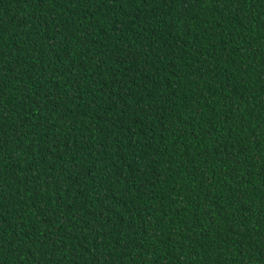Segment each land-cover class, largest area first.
Returning a JSON list of instances; mask_svg holds the SVG:
<instances>
[{"label": "trees", "instance_id": "16d2710c", "mask_svg": "<svg viewBox=\"0 0 264 264\" xmlns=\"http://www.w3.org/2000/svg\"><path fill=\"white\" fill-rule=\"evenodd\" d=\"M0 264H264V0H0Z\"/></svg>", "mask_w": 264, "mask_h": 264}]
</instances>
